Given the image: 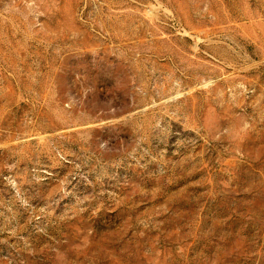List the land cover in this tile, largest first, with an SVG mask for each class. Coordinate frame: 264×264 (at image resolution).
Returning a JSON list of instances; mask_svg holds the SVG:
<instances>
[{
  "label": "rangeland",
  "instance_id": "374dc122",
  "mask_svg": "<svg viewBox=\"0 0 264 264\" xmlns=\"http://www.w3.org/2000/svg\"><path fill=\"white\" fill-rule=\"evenodd\" d=\"M0 264H264V0H0Z\"/></svg>",
  "mask_w": 264,
  "mask_h": 264
}]
</instances>
